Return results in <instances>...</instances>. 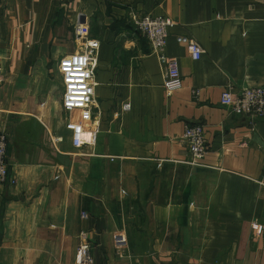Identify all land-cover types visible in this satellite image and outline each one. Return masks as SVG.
<instances>
[{"label": "crops", "instance_id": "obj_1", "mask_svg": "<svg viewBox=\"0 0 264 264\" xmlns=\"http://www.w3.org/2000/svg\"><path fill=\"white\" fill-rule=\"evenodd\" d=\"M145 14L174 21L166 52L183 86L172 93L137 31ZM78 23L101 44L98 132L80 146L58 65L83 48ZM0 78L16 180L0 184V264H79L82 231L93 264H264V117L220 102L226 88L264 85V0H0ZM194 124L208 144L199 164L183 139Z\"/></svg>", "mask_w": 264, "mask_h": 264}, {"label": "built area", "instance_id": "obj_2", "mask_svg": "<svg viewBox=\"0 0 264 264\" xmlns=\"http://www.w3.org/2000/svg\"><path fill=\"white\" fill-rule=\"evenodd\" d=\"M134 21L137 31L148 41L150 53L156 55L164 66L165 91L172 93L181 88L183 78L179 60L177 57L169 56L166 52L169 30L174 25V21L164 15L152 14L134 18ZM75 33L77 39L82 41L83 48L62 57L58 65L64 85L63 108L68 114L66 126L73 133L74 144L80 146L88 134L94 139L98 132L92 120L96 102L94 76L101 44L99 40L90 38V27L86 24L78 23L75 26ZM178 40L187 45L194 59H200L205 52L202 45L193 38L181 36ZM220 102L230 107L235 113L244 114L252 121H256L264 117V85L245 87L239 92L226 88L221 94ZM75 114H78L77 118ZM183 139L191 155L190 163H201L208 152L204 126L202 124L188 125L185 128ZM7 152L8 136L0 131V184H15L16 180L10 175ZM82 217H87V214L83 213ZM257 231L261 233L263 226L259 225ZM115 243L118 255H126L128 252L126 234L123 232L117 234ZM76 260L79 264H93L91 242L85 231L80 233Z\"/></svg>", "mask_w": 264, "mask_h": 264}, {"label": "rangeland", "instance_id": "obj_3", "mask_svg": "<svg viewBox=\"0 0 264 264\" xmlns=\"http://www.w3.org/2000/svg\"><path fill=\"white\" fill-rule=\"evenodd\" d=\"M143 16V15H142ZM141 17V16H140Z\"/></svg>", "mask_w": 264, "mask_h": 264}]
</instances>
